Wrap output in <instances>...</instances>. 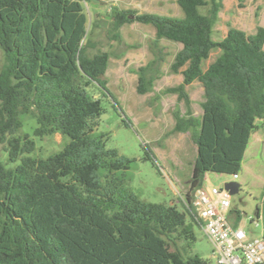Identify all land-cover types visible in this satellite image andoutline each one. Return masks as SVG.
<instances>
[{"label": "trees", "instance_id": "obj_1", "mask_svg": "<svg viewBox=\"0 0 264 264\" xmlns=\"http://www.w3.org/2000/svg\"><path fill=\"white\" fill-rule=\"evenodd\" d=\"M176 1L182 17L112 6L107 37L122 43L126 22L154 26L152 57L130 68L139 94L151 91L162 74L166 51L160 40L181 44L169 69L182 79L154 98L176 94L173 124L164 135L188 132L196 146L189 199L205 173L241 170L256 120L264 116V26L253 33L229 26L216 41L222 0ZM96 27L95 18L90 30ZM87 28L83 0H0V141L7 143L10 162L17 161L7 166L0 159V264H208L190 253L199 226L194 216L185 206L145 201L127 189L117 171L130 159L107 148V134L96 132L104 110L88 86L110 94L103 75L111 54L89 52L96 41ZM215 47L219 54L204 68ZM194 80L204 90L199 115L186 88ZM26 112L35 119V136L60 132L68 141L33 157L34 140L16 134ZM230 213L237 224L239 211Z\"/></svg>", "mask_w": 264, "mask_h": 264}, {"label": "rangeland", "instance_id": "obj_2", "mask_svg": "<svg viewBox=\"0 0 264 264\" xmlns=\"http://www.w3.org/2000/svg\"><path fill=\"white\" fill-rule=\"evenodd\" d=\"M219 18L214 24L213 39L223 38L229 28L234 26L253 33L258 25L264 26V0H222ZM84 10L88 16L87 37L96 41L95 48L108 50L111 54L105 74L106 85L110 94L103 95L99 88L90 84L88 91L99 96L103 113L96 132L107 134L106 147L115 148L120 155L130 159L129 167L117 171L124 178V186L139 198L149 202L175 205L184 209V198L189 190L193 158L196 146L188 132H176L165 136L164 133L173 123L171 110L177 102L176 94H161L166 86L181 81L180 73L169 69L175 52L181 44L168 39H161L160 44L166 51L162 63L161 76L156 79L151 91L139 94L135 90L136 68L145 63L152 53L149 42L153 36L150 26L138 21L126 22L122 28V43L107 37L112 6L131 8L137 12L158 11L171 16H182L183 11L176 0H83ZM98 21V27L90 30L92 21ZM151 25V24H149ZM152 26V25H151ZM220 49L213 48L203 67L214 60ZM4 57L0 48V69ZM194 115L202 112L201 102L204 90L199 80L186 86ZM181 111L185 110L183 101H179ZM130 120L125 124L123 118ZM22 126L16 134L27 133L34 140L35 148L30 153L33 157H45L63 147L68 137L60 132L38 137L33 134L36 126L33 115L29 112L19 115ZM6 141H0V159L7 166L15 165L8 158ZM146 152L150 158H146ZM210 182L219 185L228 174L208 172ZM236 181L239 189L231 195V208L240 213V224L250 236H259L264 232V116L256 120V127L251 133L244 153L241 170ZM259 209V216L256 209ZM235 213L231 214L234 218ZM257 223V224H256ZM196 239L191 245V254L208 261L212 260V244L200 226L194 225Z\"/></svg>", "mask_w": 264, "mask_h": 264}, {"label": "built area", "instance_id": "obj_3", "mask_svg": "<svg viewBox=\"0 0 264 264\" xmlns=\"http://www.w3.org/2000/svg\"><path fill=\"white\" fill-rule=\"evenodd\" d=\"M237 173L231 178L236 180ZM231 195L223 184L206 181L184 198L187 213L193 215L212 244L208 264H264V235L250 236L231 217ZM257 224V223H256Z\"/></svg>", "mask_w": 264, "mask_h": 264}, {"label": "crops", "instance_id": "obj_4", "mask_svg": "<svg viewBox=\"0 0 264 264\" xmlns=\"http://www.w3.org/2000/svg\"><path fill=\"white\" fill-rule=\"evenodd\" d=\"M176 2H177V1H176ZM148 12H156V13H159V14H165V13L158 12V11H148ZM165 15H169V14H165ZM174 16H175V15H174ZM176 16H177V15H176ZM182 16H183V15H182ZM182 16H177V17H182ZM124 24H125V23H124ZM124 24H123V25H124ZM123 25H122V26H123ZM144 25H148V26H150V27L152 28V30H153V36H152V38H154V36H155V28H154V26H153L152 24H151L152 26L149 25V23H144ZM122 26L120 27V32H121V28H122ZM121 34H122V33H121ZM152 38H151V39H152ZM180 48H181V47H180ZM180 48H179V49H180ZM179 49H178V50H179ZM175 53H176V52H175ZM173 57H174V56H173ZM150 58H151V57H149L148 60H149ZM148 60H147V61H148ZM147 61H146V62H147ZM146 62H145V63H146ZM143 64H144V63H143ZM172 73H173V72H172ZM136 76H137V75H136ZM136 78H137V77H136ZM181 79H182V78H181ZM155 81H156V80H155ZM194 81H195V80H194ZM154 83H155V82H154ZM136 84H137V80H136ZM136 84H135V89H136ZM174 85H175V84H174ZM170 86H171V85H170ZM166 87H167V86H166ZM172 124H173V123H172ZM171 126H172V125H171ZM171 126H170V127H171ZM194 158H195V156H194ZM194 158H193V161H194ZM192 165H193V163H192ZM230 179H232V178H231V175H230ZM230 179H226V180H224V181H223L222 183H220V184H224L225 182H227V181L230 180ZM206 181H210V177H209V173H208V172L205 173V175H204V182H203V184H205Z\"/></svg>", "mask_w": 264, "mask_h": 264}, {"label": "water", "instance_id": "obj_5", "mask_svg": "<svg viewBox=\"0 0 264 264\" xmlns=\"http://www.w3.org/2000/svg\"><path fill=\"white\" fill-rule=\"evenodd\" d=\"M223 186H224L225 188H229V189H230V192L233 194V193H235V192L238 191V189H239V182H237V181L234 180V179H230V180H228L227 182H225V183L223 184Z\"/></svg>", "mask_w": 264, "mask_h": 264}]
</instances>
